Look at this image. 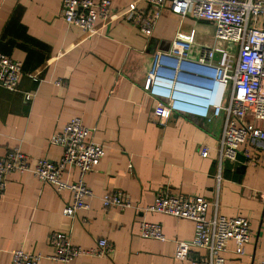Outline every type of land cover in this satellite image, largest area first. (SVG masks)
I'll return each mask as SVG.
<instances>
[{
  "label": "crops",
  "instance_id": "0c3cea01",
  "mask_svg": "<svg viewBox=\"0 0 264 264\" xmlns=\"http://www.w3.org/2000/svg\"><path fill=\"white\" fill-rule=\"evenodd\" d=\"M112 2L113 15L88 35L65 22L61 0H0V52L22 61L24 72L17 89L0 86V156L20 147L32 162L58 159L63 148L50 139L74 116L95 127L94 140L105 146L100 163L85 176L93 192L90 207L74 219L63 215L73 199L70 190L57 191L30 171L9 174L0 194V264H12L17 250L41 254L39 264H195L206 250L177 245L194 238V223L147 210L165 187L208 198L209 219L247 218L253 237L246 253L238 256L235 242L229 241L226 264H262L264 141L243 146L236 160L223 161L218 189L223 116L174 112L160 124L154 117L156 99L144 88L154 53L167 51L178 33L191 36L195 59L204 48L226 49L231 43L216 39L214 22L182 17L169 6L147 36L129 18L132 3L146 10V2ZM257 24L264 26V18ZM26 92L34 97L27 101ZM252 122L264 125V120ZM204 146L207 157L201 153ZM62 178L76 181L79 169L69 168ZM120 190L130 195L133 206L106 209L103 196ZM143 222L160 224L166 239L143 238ZM55 233L70 235L84 249L107 239L113 250L101 257L55 262L47 258L54 253Z\"/></svg>",
  "mask_w": 264,
  "mask_h": 264
},
{
  "label": "built area",
  "instance_id": "2783aa9c",
  "mask_svg": "<svg viewBox=\"0 0 264 264\" xmlns=\"http://www.w3.org/2000/svg\"><path fill=\"white\" fill-rule=\"evenodd\" d=\"M137 1L146 2L148 8L140 9L132 3L129 18L147 36L152 33L165 6H169L172 12L182 17L192 16L214 22L216 39L231 43V47L226 49L216 46L204 48L202 55L195 59L191 56V36L180 32L167 51L154 53L144 84L156 99L154 117L160 124L164 125L174 112L208 119L223 116L217 173L219 189L223 161L236 160L243 146L264 141V125L259 127L252 122L264 120V26L257 24L260 18H264V0ZM114 12L112 0H61V15L65 22L81 28L88 35L96 31L99 21L109 19ZM23 73L22 61L0 52V86L17 89ZM25 96L28 101L34 93L26 92ZM95 131V127L74 116L50 139L51 144L63 148L58 159L43 157L32 162L20 147L0 156V194L7 187L9 174L30 171L57 191L70 190L73 193L63 215L74 219L79 210L90 207L89 199L93 192L85 176L97 167L105 152V146L94 140ZM201 153L207 157L208 146H204ZM243 153L248 160L253 159L250 149L245 148ZM71 167L79 169V178L70 183L63 180L62 175ZM102 199L106 209L133 206L130 195L121 190L108 192ZM209 204L206 197L178 193L165 187L158 191L154 203L147 210L194 223V238L178 241L177 245L189 250H206V256L195 264H226L224 254L229 241L235 242L238 256L245 255V247L253 237L250 221L245 217L218 215L209 219ZM141 236L166 239L162 226L150 222L141 224ZM51 240L54 253L47 258L61 263H70L81 256L101 257L113 250L107 239H100L92 249L74 245L70 235L65 233H55ZM42 258L41 254L17 250L12 264H39Z\"/></svg>",
  "mask_w": 264,
  "mask_h": 264
},
{
  "label": "rangeland",
  "instance_id": "374dc122",
  "mask_svg": "<svg viewBox=\"0 0 264 264\" xmlns=\"http://www.w3.org/2000/svg\"><path fill=\"white\" fill-rule=\"evenodd\" d=\"M222 47H226L225 45H222L220 48H222ZM230 48V47H229Z\"/></svg>",
  "mask_w": 264,
  "mask_h": 264
}]
</instances>
